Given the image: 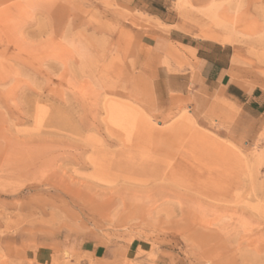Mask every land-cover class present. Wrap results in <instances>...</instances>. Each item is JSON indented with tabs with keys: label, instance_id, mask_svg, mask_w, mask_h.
<instances>
[{
	"label": "rangeland",
	"instance_id": "rangeland-1",
	"mask_svg": "<svg viewBox=\"0 0 264 264\" xmlns=\"http://www.w3.org/2000/svg\"><path fill=\"white\" fill-rule=\"evenodd\" d=\"M0 264H264V0H0Z\"/></svg>",
	"mask_w": 264,
	"mask_h": 264
},
{
	"label": "crops",
	"instance_id": "crops-1",
	"mask_svg": "<svg viewBox=\"0 0 264 264\" xmlns=\"http://www.w3.org/2000/svg\"><path fill=\"white\" fill-rule=\"evenodd\" d=\"M162 27L169 28L170 26H174L173 24L166 25L159 20H157ZM167 31V30H166ZM165 31V32H166ZM164 32V33H165ZM167 33V32H166ZM174 33H177L176 30H171L169 33V38L172 42L181 46L182 51L184 52L185 61L189 62L190 59L195 58V60H200L202 65V72H204L207 76L215 77V80L222 85H224L226 74V66L230 63L231 68H235V61H236V53L233 51V54H226L227 46L229 44H221L218 41L212 40L209 37L204 38L207 40L215 41L209 42L204 40H199L193 44L185 37H175L172 36ZM209 38V39H208ZM143 46L147 48H155L157 45V41L150 35H145L142 38ZM204 46H206L204 48ZM230 46V45H229ZM169 49V48H168ZM184 62V61H183ZM233 91H239L238 88L235 86L233 87ZM234 96V93H231ZM84 252L92 254L94 257H99L104 254V250L101 247H95L92 245L91 247L84 250Z\"/></svg>",
	"mask_w": 264,
	"mask_h": 264
},
{
	"label": "bare ground",
	"instance_id": "bare-ground-1",
	"mask_svg": "<svg viewBox=\"0 0 264 264\" xmlns=\"http://www.w3.org/2000/svg\"><path fill=\"white\" fill-rule=\"evenodd\" d=\"M182 1L184 2L186 0H182ZM215 11H217V9ZM218 20L219 19L217 18L216 15L211 16V21L213 22L214 26L217 28L218 32L216 33L214 31V29H213L212 35L209 36V38L212 39V40L218 41L221 44H229L230 45V44H233V43L237 42V40L235 39L236 36L235 37L233 36V29H231L233 27L229 28L225 24H223L222 22H219ZM234 35H236V34L234 33Z\"/></svg>",
	"mask_w": 264,
	"mask_h": 264
}]
</instances>
